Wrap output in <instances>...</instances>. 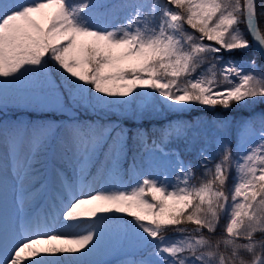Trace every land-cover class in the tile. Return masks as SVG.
Wrapping results in <instances>:
<instances>
[{
    "label": "snow or ice",
    "instance_id": "obj_1",
    "mask_svg": "<svg viewBox=\"0 0 264 264\" xmlns=\"http://www.w3.org/2000/svg\"><path fill=\"white\" fill-rule=\"evenodd\" d=\"M262 18L264 0H0V264H264V63L224 55L264 58ZM138 99L131 125L78 114ZM233 106L253 114L210 134L179 118Z\"/></svg>",
    "mask_w": 264,
    "mask_h": 264
},
{
    "label": "trees",
    "instance_id": "obj_2",
    "mask_svg": "<svg viewBox=\"0 0 264 264\" xmlns=\"http://www.w3.org/2000/svg\"><path fill=\"white\" fill-rule=\"evenodd\" d=\"M262 26H264V18H262ZM241 28H243V25H241ZM225 57L227 58L228 56H231L233 59L239 61V62H244L247 60H251L255 58L257 60V63H264L261 61L260 57L258 54L254 51V49H250L247 52H241V51H235L233 53H224ZM53 80L55 83L59 86V90L66 95V91L64 86L61 84V79L60 76L56 73H53ZM140 104V100L138 99L135 105L127 106L126 109H121L119 107L113 108L111 113L108 115H102L97 112H93L91 110L85 111L84 109H80L78 114L82 119H91V120H96L99 122L103 123H109V122H119V123H124L126 125H131L133 121L130 119H127L126 117L130 116L132 111L134 109H137ZM30 111V110H28ZM262 111H264V104H260L256 107L255 113L259 114ZM10 114V113H9ZM253 112L251 109H245V108H236L233 106V109L231 111H226L220 107H217L216 109H204V108H197L194 111L186 114H182L179 118L183 120H192L197 122L198 124L203 123L204 125H207L208 127L205 129L209 134L211 133V122L220 117H228L233 121V124L235 125L238 121L243 119L244 117L248 115H252ZM178 118L177 114L174 113H164L159 116H147L145 117L142 121L137 120L136 123H141L142 126L150 131L151 129L154 128H159L161 127V124L165 118ZM27 118V117H25ZM233 143H235V138L233 139ZM179 148H181L182 151H186V147L183 143L178 144ZM193 155V162H195L196 156L194 152H191ZM131 163V153L129 154L128 160L125 162L124 167L127 169V166ZM199 175V171L197 173ZM126 179V177H125ZM231 184V181L229 182ZM114 215H121L123 216L124 220L131 219L130 217H127L123 214H114ZM222 221L221 223H223ZM219 231V229H218Z\"/></svg>",
    "mask_w": 264,
    "mask_h": 264
},
{
    "label": "rangeland",
    "instance_id": "obj_3",
    "mask_svg": "<svg viewBox=\"0 0 264 264\" xmlns=\"http://www.w3.org/2000/svg\"><path fill=\"white\" fill-rule=\"evenodd\" d=\"M168 119L176 120L174 117H171V118H165V119L163 120V125L167 123ZM157 129H159V128H154V129L150 130V132H152V131H156ZM172 147H175V148H177V149L180 151L181 156H182V158H183L185 161H188V160H192V161H193V158H194V157H193L192 153H189V152L186 153V152L182 151L181 148H179V145H178V144L172 145ZM126 180H127V179H126ZM110 215H112V214H110ZM111 243H115V239H114V238H113V240L111 241ZM107 257H108V256H106V257H104V258H107Z\"/></svg>",
    "mask_w": 264,
    "mask_h": 264
},
{
    "label": "bare ground",
    "instance_id": "obj_4",
    "mask_svg": "<svg viewBox=\"0 0 264 264\" xmlns=\"http://www.w3.org/2000/svg\"><path fill=\"white\" fill-rule=\"evenodd\" d=\"M104 259H112V257L108 256L107 258H104Z\"/></svg>",
    "mask_w": 264,
    "mask_h": 264
}]
</instances>
